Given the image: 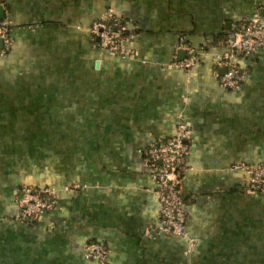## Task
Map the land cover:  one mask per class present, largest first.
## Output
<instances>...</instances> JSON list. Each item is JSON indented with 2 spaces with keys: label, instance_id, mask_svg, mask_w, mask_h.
<instances>
[{
  "label": "crops",
  "instance_id": "crops-1",
  "mask_svg": "<svg viewBox=\"0 0 264 264\" xmlns=\"http://www.w3.org/2000/svg\"><path fill=\"white\" fill-rule=\"evenodd\" d=\"M109 7L133 58L94 45L90 25ZM255 12L264 22V0H0L12 37L0 57V264H101L83 255L90 241L106 264H264V188L244 190L236 168L264 166V47L235 58L239 89L213 75L226 34ZM181 41L203 51L188 71L171 65ZM179 120L191 133L184 236L159 231L143 164ZM23 182L57 188L54 210L20 220Z\"/></svg>",
  "mask_w": 264,
  "mask_h": 264
},
{
  "label": "built area",
  "instance_id": "built-area-1",
  "mask_svg": "<svg viewBox=\"0 0 264 264\" xmlns=\"http://www.w3.org/2000/svg\"><path fill=\"white\" fill-rule=\"evenodd\" d=\"M10 25L11 20L7 15L0 19V57L5 56L12 46ZM127 32L126 18L111 7L94 20L89 28L95 46L111 55L133 58L136 51L132 47V36ZM223 46L224 52L214 57L213 75L224 88L237 90L245 78V71L237 67L235 58L248 56L264 47V22L260 14L253 13L249 19L229 31L223 39ZM176 51H182L184 55L177 58L174 54L171 65L186 71L195 65L203 52L183 41L178 44ZM220 68L225 71L220 72ZM190 138L188 125L179 120L175 134L151 142L143 156V164L150 170L158 186V229L163 234H186L183 180L189 170L186 159L191 149ZM236 168L243 170L247 175L243 184L244 190L251 192L264 188V166L241 164ZM57 195V188L23 182L15 199L19 209L17 217L22 221H35L46 212L54 210L58 203ZM82 251L87 259L106 264L108 249L102 243L86 242Z\"/></svg>",
  "mask_w": 264,
  "mask_h": 264
},
{
  "label": "water",
  "instance_id": "water-1",
  "mask_svg": "<svg viewBox=\"0 0 264 264\" xmlns=\"http://www.w3.org/2000/svg\"><path fill=\"white\" fill-rule=\"evenodd\" d=\"M223 71H225V70L223 69L221 72H223Z\"/></svg>",
  "mask_w": 264,
  "mask_h": 264
},
{
  "label": "rangeland",
  "instance_id": "rangeland-1",
  "mask_svg": "<svg viewBox=\"0 0 264 264\" xmlns=\"http://www.w3.org/2000/svg\"><path fill=\"white\" fill-rule=\"evenodd\" d=\"M34 142H37V140H35Z\"/></svg>",
  "mask_w": 264,
  "mask_h": 264
}]
</instances>
